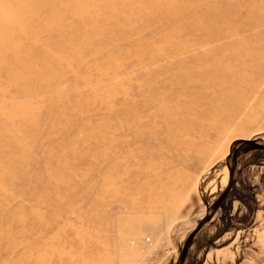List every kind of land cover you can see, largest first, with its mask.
<instances>
[{
	"label": "rangeland",
	"instance_id": "1",
	"mask_svg": "<svg viewBox=\"0 0 264 264\" xmlns=\"http://www.w3.org/2000/svg\"><path fill=\"white\" fill-rule=\"evenodd\" d=\"M240 139L264 0H0V264H176ZM236 160L223 228L264 200V151Z\"/></svg>",
	"mask_w": 264,
	"mask_h": 264
},
{
	"label": "crops",
	"instance_id": "2",
	"mask_svg": "<svg viewBox=\"0 0 264 264\" xmlns=\"http://www.w3.org/2000/svg\"><path fill=\"white\" fill-rule=\"evenodd\" d=\"M258 197L255 193L251 198L255 209L250 215L243 201H230L229 220L236 221L243 215L244 223L239 221L238 224H248L252 227L250 230L244 229L246 225L223 228L221 225L227 218L209 221L192 239L184 264H264V200ZM238 232L245 234L241 237Z\"/></svg>",
	"mask_w": 264,
	"mask_h": 264
},
{
	"label": "water",
	"instance_id": "3",
	"mask_svg": "<svg viewBox=\"0 0 264 264\" xmlns=\"http://www.w3.org/2000/svg\"><path fill=\"white\" fill-rule=\"evenodd\" d=\"M232 149L230 160H229V173H228V183L227 186L221 191V193L217 196L214 203L207 211L206 215L195 225V227L188 233L185 237L184 242L182 244L179 259L176 264H184L187 257V251L190 245L192 244V239H194L195 235L202 229L203 225L208 224V222L215 216V212L220 208L223 199L227 196L232 185L234 183L233 172L234 167L237 162L238 156L246 151H264V144L257 142L256 140L251 139H240L237 141Z\"/></svg>",
	"mask_w": 264,
	"mask_h": 264
},
{
	"label": "trees",
	"instance_id": "4",
	"mask_svg": "<svg viewBox=\"0 0 264 264\" xmlns=\"http://www.w3.org/2000/svg\"><path fill=\"white\" fill-rule=\"evenodd\" d=\"M254 152H260V151H254ZM246 196H243L241 198H238L240 201H243L247 207H248V212H249V215L252 213L251 211H253L255 209V203H252L254 202L253 199L249 198V199H245ZM225 218H227V214H224ZM224 217L221 216V219H223Z\"/></svg>",
	"mask_w": 264,
	"mask_h": 264
},
{
	"label": "bare ground",
	"instance_id": "5",
	"mask_svg": "<svg viewBox=\"0 0 264 264\" xmlns=\"http://www.w3.org/2000/svg\"><path fill=\"white\" fill-rule=\"evenodd\" d=\"M224 174V178H225V181L227 180V174L226 173H223ZM227 183H228V181H227ZM227 183L224 185V188H225V186H227Z\"/></svg>",
	"mask_w": 264,
	"mask_h": 264
}]
</instances>
